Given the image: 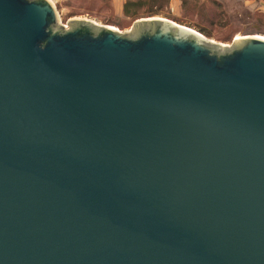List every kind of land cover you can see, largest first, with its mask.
Segmentation results:
<instances>
[{
	"label": "water",
	"instance_id": "water-1",
	"mask_svg": "<svg viewBox=\"0 0 264 264\" xmlns=\"http://www.w3.org/2000/svg\"><path fill=\"white\" fill-rule=\"evenodd\" d=\"M70 25L0 0V264H264V40Z\"/></svg>",
	"mask_w": 264,
	"mask_h": 264
},
{
	"label": "rangeland",
	"instance_id": "rangeland-1",
	"mask_svg": "<svg viewBox=\"0 0 264 264\" xmlns=\"http://www.w3.org/2000/svg\"><path fill=\"white\" fill-rule=\"evenodd\" d=\"M60 26L70 29L72 20H88L98 26L115 28L126 37L135 38L150 26L136 25L140 20L161 18L190 28L208 41L234 49L241 39L264 36V0H170L157 16L128 18L125 0H51ZM225 50V49H224ZM224 52V51H223Z\"/></svg>",
	"mask_w": 264,
	"mask_h": 264
},
{
	"label": "trees",
	"instance_id": "trees-1",
	"mask_svg": "<svg viewBox=\"0 0 264 264\" xmlns=\"http://www.w3.org/2000/svg\"><path fill=\"white\" fill-rule=\"evenodd\" d=\"M169 3L170 0H125L124 14L135 20L143 14L157 16Z\"/></svg>",
	"mask_w": 264,
	"mask_h": 264
},
{
	"label": "bare ground",
	"instance_id": "bare-ground-1",
	"mask_svg": "<svg viewBox=\"0 0 264 264\" xmlns=\"http://www.w3.org/2000/svg\"><path fill=\"white\" fill-rule=\"evenodd\" d=\"M49 2L51 1V0H48ZM51 3V2H50ZM111 29H113V30H115V31H117L115 28H111ZM193 32H195L196 34H200V33H198V32H196V31H194L193 30ZM199 36H201V38H205L203 35H199ZM255 38H258V39H262V40H264V36H254ZM245 39H247V38H244V39H241L239 36L237 37V40L239 41V40H245Z\"/></svg>",
	"mask_w": 264,
	"mask_h": 264
}]
</instances>
